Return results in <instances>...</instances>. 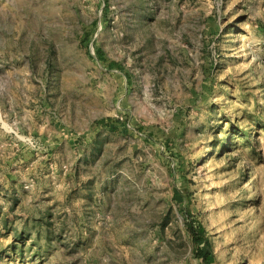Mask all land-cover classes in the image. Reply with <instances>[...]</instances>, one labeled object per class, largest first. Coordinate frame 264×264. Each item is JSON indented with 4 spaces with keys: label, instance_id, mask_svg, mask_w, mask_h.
<instances>
[{
    "label": "rangeland",
    "instance_id": "rangeland-1",
    "mask_svg": "<svg viewBox=\"0 0 264 264\" xmlns=\"http://www.w3.org/2000/svg\"><path fill=\"white\" fill-rule=\"evenodd\" d=\"M194 221L264 264V0H0V264H205Z\"/></svg>",
    "mask_w": 264,
    "mask_h": 264
},
{
    "label": "trees",
    "instance_id": "trees-1",
    "mask_svg": "<svg viewBox=\"0 0 264 264\" xmlns=\"http://www.w3.org/2000/svg\"><path fill=\"white\" fill-rule=\"evenodd\" d=\"M189 228L194 234V238L197 243V255L202 258L205 264H212L215 261V255L212 250V243L206 236V229L204 225L194 221L191 222Z\"/></svg>",
    "mask_w": 264,
    "mask_h": 264
}]
</instances>
